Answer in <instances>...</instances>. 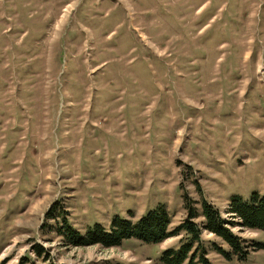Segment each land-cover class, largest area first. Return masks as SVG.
<instances>
[{
	"label": "rangeland",
	"instance_id": "obj_1",
	"mask_svg": "<svg viewBox=\"0 0 264 264\" xmlns=\"http://www.w3.org/2000/svg\"><path fill=\"white\" fill-rule=\"evenodd\" d=\"M254 193L264 0H0V264H164L187 241L65 246L58 200L87 233L159 206L202 224L204 200L231 219ZM232 231L262 247L229 260L204 231L213 264H264V231Z\"/></svg>",
	"mask_w": 264,
	"mask_h": 264
},
{
	"label": "trees",
	"instance_id": "obj_2",
	"mask_svg": "<svg viewBox=\"0 0 264 264\" xmlns=\"http://www.w3.org/2000/svg\"><path fill=\"white\" fill-rule=\"evenodd\" d=\"M228 213L231 219L224 218L219 209L204 200L202 224L194 221L199 215L190 207L187 219L172 229V219L168 209L165 206H159L137 221L116 216L111 223V229L96 224L87 233H82L70 224V212L64 207L63 202L58 200L48 211L47 218L55 220L56 234L63 239L65 246L72 247L99 245L103 248H118L130 239L146 244H162L167 239L185 232L187 241L181 244L179 250L173 248L164 250L162 262L164 264H213L201 239L204 231L210 232L228 245L229 251H226L221 245L213 243L215 250L229 260L234 257L245 260L252 251L262 247L261 244L236 234L232 228L240 226L264 231V196L254 193L250 200L237 196L230 204ZM196 244H198L197 247H195ZM35 249L39 256L48 255L41 245H36ZM48 264L58 263L50 261Z\"/></svg>",
	"mask_w": 264,
	"mask_h": 264
}]
</instances>
